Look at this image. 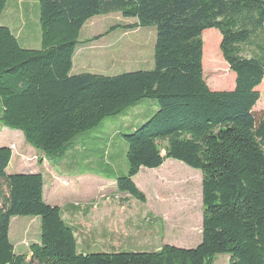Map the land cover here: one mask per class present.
<instances>
[{
    "label": "trees",
    "instance_id": "obj_1",
    "mask_svg": "<svg viewBox=\"0 0 264 264\" xmlns=\"http://www.w3.org/2000/svg\"><path fill=\"white\" fill-rule=\"evenodd\" d=\"M7 2L0 0V18ZM115 13L136 23L105 36L156 27L155 69L72 75L85 24ZM39 24L40 49L22 47L0 26V126L59 161L104 120L156 101L151 118L121 133L128 173L117 178V189L145 203L134 182L143 169L174 160L200 171L202 241L194 249L81 254L75 228L44 200L43 176L8 175L13 153L0 148V264H214L217 255H229L230 264H264V113L254 111L264 82V0H39ZM211 29L220 33L222 57L236 76L231 91L214 92L204 79L202 37ZM18 217L41 222L30 262L10 240Z\"/></svg>",
    "mask_w": 264,
    "mask_h": 264
},
{
    "label": "rangeland",
    "instance_id": "obj_2",
    "mask_svg": "<svg viewBox=\"0 0 264 264\" xmlns=\"http://www.w3.org/2000/svg\"><path fill=\"white\" fill-rule=\"evenodd\" d=\"M27 6L28 4H25L23 8ZM37 6V21L40 29L39 5ZM135 23V20L125 19L119 13L102 15L89 20L82 29L79 41L82 47L86 44L92 46L84 51L86 55L83 59L77 60L76 65L79 66L77 71L117 76L130 72L154 70V48L157 38L155 26L129 31L120 28L105 36V33L114 26ZM0 24H2V19H0ZM100 35L104 37L99 43L95 42L94 37ZM202 38L205 82L214 92L233 90L236 76L230 71L222 57L220 33L215 29L207 30ZM90 39H92V44L86 42ZM212 40L215 41L213 50L210 47ZM29 47L36 48V45H29ZM244 51V56H248L245 48ZM259 91L261 99L254 109L258 116L264 113V82ZM146 103L157 104L154 100H146L122 115L104 120L100 128L90 132L91 134H85L88 136H82L80 141L86 147L87 153L91 152L93 155L96 152L98 145L93 138L95 135L108 139L118 130L122 134H131L133 132L131 127L138 118L135 113L141 112L144 116L150 110V105ZM141 124L143 123H139L138 127ZM12 132L14 131L0 127V136L3 135V138H7L6 134ZM165 146V143L160 144L163 156ZM127 149V143L120 136H116L112 146L108 147V151L114 155L113 160L119 176H125L128 173ZM95 155L101 156L100 154ZM40 157L34 155L28 159L31 163L38 164ZM89 168L92 172L91 189L88 199L84 200L83 210L72 218L66 217L78 228L79 253L87 255L156 252L165 245L194 249L202 241V173L200 171L193 170L174 160L166 161L157 170L143 169L134 178L135 184L146 199L145 203H140L128 195L113 197L114 192L116 193L115 183L112 182L113 177H110L111 180L104 178L101 183H98L93 174H97L103 167L94 163L81 167V169H75L76 171L66 170L62 165L52 168L47 164L42 165L41 170L46 176L47 183H50L59 175L65 178L64 176L68 174L75 175L77 171V177L82 173L88 174L85 171ZM100 176L103 177L102 174ZM73 182L77 186L80 184V181L76 179ZM79 190H81L80 186ZM58 191L60 199L68 193L67 190L60 188ZM40 237V219L32 217L12 219L10 240L15 252L26 255L29 262L32 260L30 246L39 243ZM214 264H230V256L217 255Z\"/></svg>",
    "mask_w": 264,
    "mask_h": 264
},
{
    "label": "crops",
    "instance_id": "obj_3",
    "mask_svg": "<svg viewBox=\"0 0 264 264\" xmlns=\"http://www.w3.org/2000/svg\"><path fill=\"white\" fill-rule=\"evenodd\" d=\"M25 4H28V6L23 8V5ZM37 5H39V0H8L6 8L0 18L2 19V24H0V26L9 28L13 32L15 37L18 39L22 47L26 49H40L41 47V31L38 27L37 21ZM96 37L97 36L94 37V40ZM100 41L101 39L96 40L95 42L99 43ZM86 42H90L92 44V39L86 40ZM81 44L82 43L80 41V44L78 45L74 55L72 75L85 73L82 72V70L77 71V69L79 68V66L76 65L77 60L83 59L86 55L84 51L88 48H91L92 45L86 44L83 45L85 47H82L80 46ZM29 45H36V48H30ZM146 104L150 105L149 112L146 113L144 116H142L143 113L141 112L135 113L138 118L135 125L132 126L131 131H133L139 125V123H143L145 119H149V117L151 118L157 112L158 108L155 104ZM6 135L7 138H3V135L0 136V148H9L12 150L13 153L12 160L7 169V174H41L44 178V200L46 204L60 208L63 220L68 225L75 228L76 238L78 234V228L66 217L72 218L73 216H76L77 214L81 213V211L83 210L85 202L84 200L88 199L90 195V178L92 172L89 168L86 171L84 170L88 174L82 173V175L78 177V171L75 175L68 174L67 176H64L65 178L59 175L58 177H56V179H53L50 183H47L46 176L41 170L42 165L47 164L49 167L51 166L52 168H54L56 165H62L66 170L70 169V171H76L79 168L81 169V167L89 166L93 163L97 164L101 168L103 167L101 171L99 170V172H97V174H93L97 182L101 183L104 178L111 180L110 177H113L114 181L112 182H114L116 186V193L114 192L113 197L119 198L123 195L119 193L117 189L116 180L120 176L116 172V167L114 163L115 161L113 160L114 155L111 154V151H108V147L112 146L115 137L122 135L120 130L115 131V134L108 139L106 137L101 138L98 135L93 136V138L96 140V144L98 145L96 152L93 155L91 152L87 153L86 147L81 144V139L79 137L78 139L74 140L71 145V149L59 161L50 160L44 154L32 148L25 141L24 136L20 131H14ZM90 136L91 135H89V137ZM95 154H100L101 156ZM34 155L41 156L38 163L40 165L36 164L35 162L31 163L28 159ZM172 164L176 165L174 163ZM104 169H106L105 172H103ZM100 174H102L103 177H101ZM74 179L80 181V184L78 186L73 182ZM79 186L81 190H79ZM59 188L68 191L65 197L63 196V198L61 199L58 198Z\"/></svg>",
    "mask_w": 264,
    "mask_h": 264
}]
</instances>
